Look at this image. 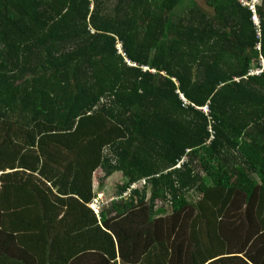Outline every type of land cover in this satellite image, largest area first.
<instances>
[{
	"label": "trees",
	"instance_id": "16d2710c",
	"mask_svg": "<svg viewBox=\"0 0 264 264\" xmlns=\"http://www.w3.org/2000/svg\"><path fill=\"white\" fill-rule=\"evenodd\" d=\"M183 1L0 0V154L21 153L8 165L66 189L39 193L83 217L68 223V263L76 229L100 230L86 207L97 168L126 180L121 197L138 185L102 223L119 248L142 240V254L166 234L164 264H254L255 248L264 252V71L248 76L258 59L251 0H190L177 13ZM256 14L264 58V0Z\"/></svg>",
	"mask_w": 264,
	"mask_h": 264
},
{
	"label": "crops",
	"instance_id": "0c3cea01",
	"mask_svg": "<svg viewBox=\"0 0 264 264\" xmlns=\"http://www.w3.org/2000/svg\"><path fill=\"white\" fill-rule=\"evenodd\" d=\"M4 137L0 136V143ZM10 150L12 151V149ZM20 154H16L14 159L13 156L6 158L4 150L0 154V164H7L6 167L0 166V255L4 254V257L7 258L6 261L3 259L0 264H20V261H25L23 255L19 258L22 254L20 253V249L24 246H27L28 249L26 251L28 264L42 262L43 260L40 257H45V255H50L51 260L49 263L43 261V264H164L162 253L167 247V245H164V240L166 241L167 237L166 234H163V236L160 234L156 238L153 237L151 243L144 241L145 246L148 245V248L142 254V240H140L139 249H137V245H134L136 242L131 239V242H128V246L122 245L123 248L121 247L126 254L125 260L120 258L119 251L121 248H119V244L115 239L116 233L112 232L107 226L104 228L102 223L108 221L114 215L111 204L116 203L118 200L126 202L128 201V197H121L118 192V187L124 181L119 182V184L115 182L113 193L105 201H101V195L105 192L108 193L106 190V178L101 175L102 177L99 179L97 177L98 175H95L97 170L102 172L101 168H97L93 173L92 192L95 193V196L91 202L86 204V207L95 214L96 224L100 227V230L95 229V226H90L89 229L85 228L84 230L82 228L76 229L74 235H72L75 241L74 251L76 254H74L73 259L68 263V257H66V241L69 240L68 236L70 234L68 223L69 221H74L73 223H77L78 225L83 220V217L76 215L72 219L73 216L71 215L69 219V216L66 214L67 206H64L57 199H53L52 195L49 200L41 199L39 190L46 191L45 184L48 186L50 192L52 191L56 195L64 198L67 197V195L63 194V191L66 189L64 190L61 187L60 191L57 187H53L49 180L50 173L40 175L38 171L30 172L27 168L8 165L13 160V166H18ZM1 157H5L6 159H2ZM116 174H112L107 178ZM92 202L93 204L97 203V209L90 206ZM90 220H92L91 215L89 216ZM22 231H25L26 234L21 233ZM120 232L123 233L125 230L120 229ZM103 233H106L112 238L113 250L110 243L102 242V236L106 240V236ZM174 238V235H172V239ZM191 238L199 240V237ZM202 238L206 239L207 237L203 236ZM212 238L214 240L213 244H218L215 241L216 237L213 236ZM242 239V237L237 236L232 243L235 247L240 246ZM35 242L40 246V253H36L31 248ZM192 244L194 249H197L198 246L201 248V243L193 242ZM223 245L225 246L222 253H227L229 243L225 242L219 245L220 249ZM168 247H171L170 244ZM258 247V250L256 248L254 250L253 262L254 264H264V252L260 251L262 249L260 248L261 246ZM101 249L107 250L108 252H103ZM110 252L114 254V259L110 258ZM148 253H150L149 259L146 258ZM233 257L234 255H230V257L225 255L223 258ZM238 257L244 259L241 254ZM168 259L170 258L168 257ZM184 259L179 264H186ZM206 262V264L210 263V261ZM188 264L191 263L189 262ZM236 264H238L237 261ZM239 264L241 263L239 262Z\"/></svg>",
	"mask_w": 264,
	"mask_h": 264
},
{
	"label": "rangeland",
	"instance_id": "374dc122",
	"mask_svg": "<svg viewBox=\"0 0 264 264\" xmlns=\"http://www.w3.org/2000/svg\"><path fill=\"white\" fill-rule=\"evenodd\" d=\"M260 2H261V0H257V5L258 4H260ZM193 4H192V1H190V0H185V1H183V3L182 4H180L179 6H178V8H177V10H176V12L177 13H182V12H184V11H186L187 10V8L189 7V6H192ZM117 48H119V52L121 53V49H120V45H117ZM256 49V48H255ZM257 50V49H256ZM258 51V50H257ZM259 51H258V56H259ZM95 175H98L97 177L99 178V179H101V175H103V173L100 171V170H97L96 171V173H95ZM105 181H106V190H107V192L108 193H104V194H102L101 195V201H105V199H107V197L108 196H110L112 193H113V191H114V186H115V182L117 183L118 182V184H119V182H122V181H124V182H126V180L125 179H123L122 177H121V174L120 173H117L116 175H113V176H111L110 178H106L105 179ZM134 187H137V183H133L132 185H131V188H129L128 190H126L125 192H124V194H123V197H129V190H131L132 188H134ZM110 198V197H109ZM116 199V198H115ZM97 202L99 203V201L97 200ZM163 204L161 203V204H158V208L159 207H161ZM90 206L92 207V208H96L97 209V203H94L93 204V202L90 204Z\"/></svg>",
	"mask_w": 264,
	"mask_h": 264
},
{
	"label": "built area",
	"instance_id": "2783aa9c",
	"mask_svg": "<svg viewBox=\"0 0 264 264\" xmlns=\"http://www.w3.org/2000/svg\"><path fill=\"white\" fill-rule=\"evenodd\" d=\"M247 5L249 6L250 10L253 12L252 20L256 27L258 28L257 32V38L258 42L256 44V49L261 52L262 49V43L260 38L262 37L261 33V25L258 15L256 14V7H257V0H251L250 2H247ZM264 71V58L262 57V54L260 53L257 60H254L252 63L251 68L249 69L248 76H257L260 75ZM182 100H184L183 97H181ZM204 112H207V109L204 107L202 109Z\"/></svg>",
	"mask_w": 264,
	"mask_h": 264
}]
</instances>
